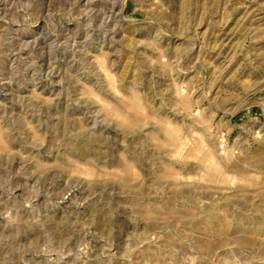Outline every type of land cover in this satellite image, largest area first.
<instances>
[{
    "label": "rangeland",
    "instance_id": "rangeland-1",
    "mask_svg": "<svg viewBox=\"0 0 264 264\" xmlns=\"http://www.w3.org/2000/svg\"><path fill=\"white\" fill-rule=\"evenodd\" d=\"M0 264H264V0H0Z\"/></svg>",
    "mask_w": 264,
    "mask_h": 264
}]
</instances>
